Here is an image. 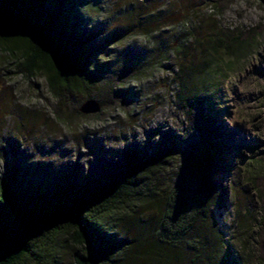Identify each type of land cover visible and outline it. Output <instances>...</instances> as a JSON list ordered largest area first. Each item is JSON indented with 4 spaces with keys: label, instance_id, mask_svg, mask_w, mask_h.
<instances>
[{
    "label": "rangeland",
    "instance_id": "rangeland-1",
    "mask_svg": "<svg viewBox=\"0 0 264 264\" xmlns=\"http://www.w3.org/2000/svg\"><path fill=\"white\" fill-rule=\"evenodd\" d=\"M51 1L72 18L76 33L90 38L89 63L96 80L90 97L100 102V111L77 110L88 97L56 102L41 74L31 79L16 74L13 57L0 51V177L15 164L38 185L58 176L90 178L100 166L120 164L125 150L150 151L172 143L187 153L190 143L207 138L225 162L213 177L224 190L223 201L211 209L224 264H259L247 257V246L253 236L250 220L259 217L264 203L263 190L250 179L264 172L259 160L264 151V29L253 52L238 59L218 57L215 92L200 98L209 137L195 131L175 105L172 78L177 68L173 46L182 41L191 46L190 32L254 27L264 22V5L258 0H225L219 9L212 0ZM111 76L115 82L110 84ZM240 200L248 210L243 250L236 240L234 204ZM107 232L136 237L138 230L126 218L123 226ZM73 251L65 242L53 264H72Z\"/></svg>",
    "mask_w": 264,
    "mask_h": 264
},
{
    "label": "trees",
    "instance_id": "trees-1",
    "mask_svg": "<svg viewBox=\"0 0 264 264\" xmlns=\"http://www.w3.org/2000/svg\"><path fill=\"white\" fill-rule=\"evenodd\" d=\"M212 1L218 9L225 2ZM72 23L51 0H0V51L13 57L16 74H41L56 102L96 93L90 38L76 33ZM263 29L264 22L231 31L210 27L204 34L190 32L191 46H173L175 105L202 137L209 130L200 98L215 92L218 57L253 52ZM109 78L111 84L115 77ZM215 148L207 138L190 143L187 153L172 143L150 151L132 148L120 164L100 166L93 177L58 176L45 185L12 164L0 177V264H53L65 242L74 247L72 264H224L211 209L223 201L224 190L213 177L225 162ZM259 160L264 162V151ZM250 179L264 192V172ZM241 202L234 205L243 250L248 210ZM126 218L137 226V236L109 235ZM250 221L247 257L264 264V203Z\"/></svg>",
    "mask_w": 264,
    "mask_h": 264
},
{
    "label": "water",
    "instance_id": "water-1",
    "mask_svg": "<svg viewBox=\"0 0 264 264\" xmlns=\"http://www.w3.org/2000/svg\"><path fill=\"white\" fill-rule=\"evenodd\" d=\"M262 5H264V0H258ZM77 110L83 114H92L100 111V102L95 98H86L78 106Z\"/></svg>",
    "mask_w": 264,
    "mask_h": 264
}]
</instances>
